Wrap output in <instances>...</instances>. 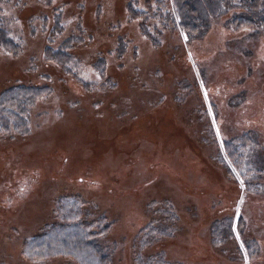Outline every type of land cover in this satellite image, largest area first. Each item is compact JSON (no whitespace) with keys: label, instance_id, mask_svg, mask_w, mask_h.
I'll use <instances>...</instances> for the list:
<instances>
[{"label":"rangeland","instance_id":"374dc122","mask_svg":"<svg viewBox=\"0 0 264 264\" xmlns=\"http://www.w3.org/2000/svg\"><path fill=\"white\" fill-rule=\"evenodd\" d=\"M173 13L172 0H0L19 45L0 47V98L46 91L24 133L0 114V264H79L25 254L72 195L105 264H264V33L228 13L188 41Z\"/></svg>","mask_w":264,"mask_h":264},{"label":"trees","instance_id":"16d2710c","mask_svg":"<svg viewBox=\"0 0 264 264\" xmlns=\"http://www.w3.org/2000/svg\"><path fill=\"white\" fill-rule=\"evenodd\" d=\"M172 5L173 18L169 19L181 29L188 41L203 35L210 26L211 18L228 13H231L230 26H248L253 35L264 33V0H172ZM4 22L0 16V47L5 52L16 53L19 45L11 39ZM71 39L64 40L56 49L49 48L50 59L64 63L70 57L68 49ZM45 94L46 91L41 87L21 86L7 89L0 98V114L15 118L16 130L20 128L24 133L27 130L26 113ZM6 126L5 124L3 129H7ZM223 148L230 161L227 144H224ZM254 150L255 148L249 152L250 158L255 153L252 162L259 164L258 151ZM230 166L237 176L239 173L237 169L235 170V164L230 163ZM68 197L71 198L57 204L55 215L59 222L49 231L27 240L26 256L30 259L44 260L67 255L73 257L79 264H105L107 255L97 242L98 233L93 231L92 223L82 220L83 210L77 200L79 197L77 195Z\"/></svg>","mask_w":264,"mask_h":264},{"label":"bare ground","instance_id":"6f19581e","mask_svg":"<svg viewBox=\"0 0 264 264\" xmlns=\"http://www.w3.org/2000/svg\"><path fill=\"white\" fill-rule=\"evenodd\" d=\"M73 87V86H72ZM74 89V88H73ZM66 120V119H65ZM224 169V168H223ZM226 171V170H225ZM99 178H102V176H100ZM228 178V177H227ZM105 180V179H103ZM86 186V185H85ZM133 199H130L127 201L126 205H127V208H130L133 204ZM202 203V202H201ZM202 207L204 208L203 209V212H206L208 214L209 210L207 209V207L204 206V204L202 203ZM8 213V212H7ZM205 219V218H204ZM125 229H127V226H125ZM199 230H196L193 232L192 236H191V239L192 238H195L197 240L200 239L199 237ZM189 249V252L191 253V255L195 258L194 260L196 259H199L200 258V254L201 253H204L206 248L203 244H200V243H196V244H192L191 247H188Z\"/></svg>","mask_w":264,"mask_h":264},{"label":"water","instance_id":"95a60500","mask_svg":"<svg viewBox=\"0 0 264 264\" xmlns=\"http://www.w3.org/2000/svg\"><path fill=\"white\" fill-rule=\"evenodd\" d=\"M218 137H219V135H218ZM238 214H239V212L237 213V215H236V218H235V224H234V229H235V225H236V223H237V219H238Z\"/></svg>","mask_w":264,"mask_h":264}]
</instances>
